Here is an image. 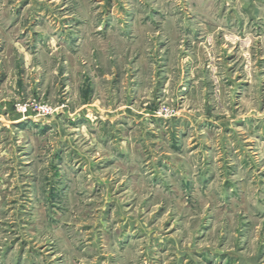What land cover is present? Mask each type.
<instances>
[{
	"label": "rangeland",
	"instance_id": "1",
	"mask_svg": "<svg viewBox=\"0 0 264 264\" xmlns=\"http://www.w3.org/2000/svg\"><path fill=\"white\" fill-rule=\"evenodd\" d=\"M0 264H264V0H0Z\"/></svg>",
	"mask_w": 264,
	"mask_h": 264
},
{
	"label": "built area",
	"instance_id": "2",
	"mask_svg": "<svg viewBox=\"0 0 264 264\" xmlns=\"http://www.w3.org/2000/svg\"><path fill=\"white\" fill-rule=\"evenodd\" d=\"M33 111L36 112L37 115L39 116H47L51 113V109L46 105H41V104H36L32 106ZM20 110L25 111L27 109V105L20 106Z\"/></svg>",
	"mask_w": 264,
	"mask_h": 264
}]
</instances>
